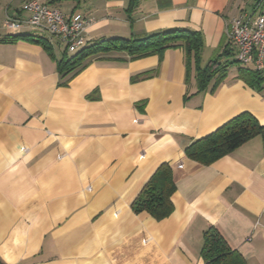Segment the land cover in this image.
<instances>
[{
    "label": "crops",
    "instance_id": "0c3cea01",
    "mask_svg": "<svg viewBox=\"0 0 264 264\" xmlns=\"http://www.w3.org/2000/svg\"><path fill=\"white\" fill-rule=\"evenodd\" d=\"M29 1L0 0V264H204L211 228L246 264H264L262 139L209 166L185 154L242 113L264 125V88L235 80V64L201 92L180 48L140 59L107 52L64 83L58 61L74 54L27 25L8 26L29 18ZM256 2L51 0L50 7L91 20L87 46L200 32L204 67L238 62L227 31ZM165 163L176 185L172 215L135 214L132 203Z\"/></svg>",
    "mask_w": 264,
    "mask_h": 264
},
{
    "label": "trees",
    "instance_id": "16d2710c",
    "mask_svg": "<svg viewBox=\"0 0 264 264\" xmlns=\"http://www.w3.org/2000/svg\"><path fill=\"white\" fill-rule=\"evenodd\" d=\"M262 1L257 0L255 9L257 5L263 4ZM20 38L31 40L29 36ZM10 40L15 39L10 38ZM43 45L50 51L45 43ZM175 48L183 49L185 52L188 74L195 73L201 92L207 90L212 81H215L213 88L217 87L226 79L228 68L235 64L239 65L235 80L242 81L255 90L260 91L264 88V71H258L251 66H244L239 62L221 63L219 60H213L203 67L201 64L204 50L203 35L189 30L164 31L141 40L120 38L103 40L86 46L70 58L65 57L58 61V71L64 83H68L92 60L107 52L125 51L132 59H140L151 55H162L165 51ZM257 137L262 139L264 150V125L252 114L242 113L214 133L194 141L186 149L185 154L188 159L209 166ZM175 192L172 169L169 164H162L132 203V211L137 215L146 213L157 221L164 220L174 211L172 197ZM201 256L204 264H246L244 258L237 251L232 250L214 228L204 233Z\"/></svg>",
    "mask_w": 264,
    "mask_h": 264
},
{
    "label": "built area",
    "instance_id": "2783aa9c",
    "mask_svg": "<svg viewBox=\"0 0 264 264\" xmlns=\"http://www.w3.org/2000/svg\"><path fill=\"white\" fill-rule=\"evenodd\" d=\"M51 0H31L24 5L30 16L25 21H10L14 30L27 25L39 38L52 39L75 54L87 46L83 37L91 20L77 14L67 18L61 11L50 7ZM257 5L253 14L242 13L230 22L227 36L237 49L238 62L244 66L254 64L258 70L264 66V11Z\"/></svg>",
    "mask_w": 264,
    "mask_h": 264
},
{
    "label": "rangeland",
    "instance_id": "374dc122",
    "mask_svg": "<svg viewBox=\"0 0 264 264\" xmlns=\"http://www.w3.org/2000/svg\"><path fill=\"white\" fill-rule=\"evenodd\" d=\"M262 2H264V0L262 1ZM261 5H263L262 3H261ZM55 51H56V53L58 54V55H61V49H55ZM76 54V53H75ZM74 54V55H75ZM70 56H71V54H70Z\"/></svg>",
    "mask_w": 264,
    "mask_h": 264
}]
</instances>
